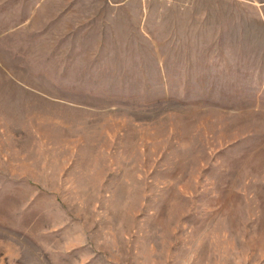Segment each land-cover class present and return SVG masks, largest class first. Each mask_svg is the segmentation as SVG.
<instances>
[{
  "label": "rangeland",
  "instance_id": "obj_1",
  "mask_svg": "<svg viewBox=\"0 0 264 264\" xmlns=\"http://www.w3.org/2000/svg\"><path fill=\"white\" fill-rule=\"evenodd\" d=\"M0 264H264V0H0Z\"/></svg>",
  "mask_w": 264,
  "mask_h": 264
}]
</instances>
